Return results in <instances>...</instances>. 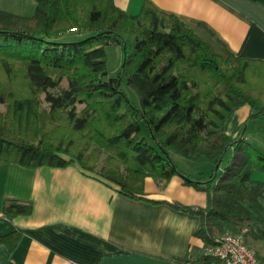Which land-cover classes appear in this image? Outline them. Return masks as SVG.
Here are the masks:
<instances>
[{
	"label": "trees",
	"instance_id": "obj_1",
	"mask_svg": "<svg viewBox=\"0 0 264 264\" xmlns=\"http://www.w3.org/2000/svg\"><path fill=\"white\" fill-rule=\"evenodd\" d=\"M259 1L264 4V0ZM73 28V29H71ZM123 60L107 76L105 46ZM136 94L132 101L121 88ZM249 105L235 137L224 131L234 108ZM264 118V59L214 51L175 14L143 0L128 14L113 0H35L30 15L0 8V160L25 166L76 163L131 198L145 197L144 178L173 175L206 192L194 234L214 244L221 224H243L257 204L264 152L244 137L248 122ZM233 155L218 167L228 148ZM207 160L208 173L188 176L174 160ZM30 201L5 199L8 219L29 214ZM215 230L219 233L216 234ZM21 230L0 235L13 248Z\"/></svg>",
	"mask_w": 264,
	"mask_h": 264
},
{
	"label": "crops",
	"instance_id": "obj_2",
	"mask_svg": "<svg viewBox=\"0 0 264 264\" xmlns=\"http://www.w3.org/2000/svg\"><path fill=\"white\" fill-rule=\"evenodd\" d=\"M113 1L126 13L136 14L143 0ZM149 1L160 10L178 16L217 53L264 59L263 3ZM34 6L35 0H9L0 4L1 9L17 13L32 11ZM248 113V104L234 108L225 120V133L237 136ZM254 120L248 122L244 131L249 142L256 137L255 129L259 126V121ZM198 162L202 165L178 169L194 176L208 173L214 165L207 160ZM224 162L223 159L218 172ZM251 178L263 182V194L257 204L243 201L251 213V221L224 222L221 231L237 232L246 226L245 240L258 262L264 264V172L255 169ZM144 190L146 198L160 202L127 197L116 185L83 171L76 163L63 167L25 166L0 160V235L15 228L21 230L13 248L0 243V264H220L219 260L205 256L203 240L193 233L200 223L199 215L169 204L177 201L204 207L205 191L184 184L179 175L163 183L146 176ZM5 199L30 201L32 210L8 219L2 214Z\"/></svg>",
	"mask_w": 264,
	"mask_h": 264
},
{
	"label": "built area",
	"instance_id": "obj_3",
	"mask_svg": "<svg viewBox=\"0 0 264 264\" xmlns=\"http://www.w3.org/2000/svg\"><path fill=\"white\" fill-rule=\"evenodd\" d=\"M246 226L237 232H223L214 244L204 245L206 257L219 260L220 264H260L253 249L245 240Z\"/></svg>",
	"mask_w": 264,
	"mask_h": 264
},
{
	"label": "rangeland",
	"instance_id": "obj_4",
	"mask_svg": "<svg viewBox=\"0 0 264 264\" xmlns=\"http://www.w3.org/2000/svg\"><path fill=\"white\" fill-rule=\"evenodd\" d=\"M7 1L9 0H5V1H1L0 0V4H4L7 3ZM14 1V0H13ZM16 10V5L15 7ZM5 10V9H4ZM7 10V9H6ZM19 15H30L32 13V11H29L27 13H17L11 10H7ZM73 29V28H71ZM105 56H106V71H107V76L110 77H115L120 69L122 60H123V53L122 50L120 49L119 46L115 45V44H108L105 46ZM121 88L126 92L127 96L134 102H137V97L136 94L133 92V90L125 83L124 79L123 82L121 83ZM255 123L258 122L259 126L256 127L255 132H256V137L253 139H250V142L256 146L259 150L264 152V118L262 117H258L255 118ZM251 125V124H250ZM249 125V126H250ZM233 155V151L232 149L229 147L228 150L225 152L224 154V163L227 162V160H229V158ZM174 160L177 164V166L182 169V170H186V167L189 168L190 166L193 167H197V166H201L202 164L200 162H193L191 160H188L186 158L181 157L180 155H175ZM255 170V169H254Z\"/></svg>",
	"mask_w": 264,
	"mask_h": 264
}]
</instances>
